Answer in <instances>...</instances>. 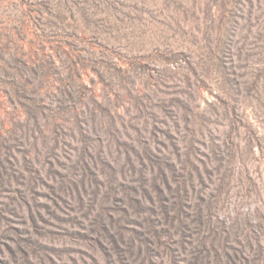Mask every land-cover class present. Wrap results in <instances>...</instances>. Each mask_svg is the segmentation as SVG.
<instances>
[{
  "label": "rangeland",
  "instance_id": "374dc122",
  "mask_svg": "<svg viewBox=\"0 0 264 264\" xmlns=\"http://www.w3.org/2000/svg\"><path fill=\"white\" fill-rule=\"evenodd\" d=\"M0 264H264V0H0Z\"/></svg>",
  "mask_w": 264,
  "mask_h": 264
}]
</instances>
